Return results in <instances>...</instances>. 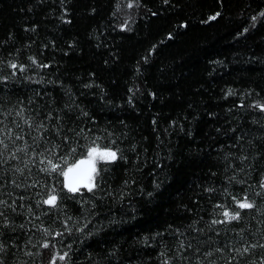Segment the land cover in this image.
Returning a JSON list of instances; mask_svg holds the SVG:
<instances>
[{
    "label": "trees",
    "instance_id": "obj_1",
    "mask_svg": "<svg viewBox=\"0 0 264 264\" xmlns=\"http://www.w3.org/2000/svg\"><path fill=\"white\" fill-rule=\"evenodd\" d=\"M261 12L264 0H0V61L27 65L21 73L0 64V76L16 72L0 81V105L11 111L23 101L25 116L64 109L65 130L81 132V145L118 152L115 161L97 162L92 192H68L59 172L40 171L48 165L39 156L27 167L23 153L0 164L6 179L34 185L0 189V199L11 202L4 194L11 192L23 205L10 219L25 225L0 229L3 264L53 257L55 264H198L229 241L264 244V111L255 106L264 103ZM13 119L28 131L15 114L0 116ZM15 167L23 176H13ZM100 189L109 195L100 199ZM50 190L59 206L37 204ZM245 193L254 208L240 210L239 221L212 224L224 220L217 205L235 210L231 197ZM229 255L236 253L214 252L212 264ZM245 261L264 264V247Z\"/></svg>",
    "mask_w": 264,
    "mask_h": 264
},
{
    "label": "snow or ice",
    "instance_id": "obj_2",
    "mask_svg": "<svg viewBox=\"0 0 264 264\" xmlns=\"http://www.w3.org/2000/svg\"><path fill=\"white\" fill-rule=\"evenodd\" d=\"M164 3H168V0H164ZM131 6V5H129ZM216 15H219L217 13ZM261 17H264V12L260 13ZM215 17H211L214 19ZM253 21L257 19L256 16L251 18ZM247 32L248 29L245 28L243 30ZM171 35V33H169ZM28 59L32 62L33 65H36L38 62L34 56L28 57ZM0 64H7V66L13 70H19L21 73L24 72L27 68V65L24 63H17L14 61H0ZM40 68L47 67L46 64H39ZM16 72L13 71L8 75L0 76V81H8L11 78H15ZM30 79V78H29ZM38 95V93H37ZM18 107L13 108L9 111L7 108H4L0 105V116H4L7 118L10 115L15 114V116L20 117L23 120V124L27 125L28 131L25 132L24 128L18 123L15 119L8 121L6 124L4 120H0V132L3 133V138H0V164H8L12 159H20V153L24 154L25 159V167L29 163L35 164L36 161L33 160V156L41 157L40 163H44L47 161L48 167L41 168L42 172H59L60 175L64 177L63 185L70 193H78L80 191L81 186L86 188L89 192H92L93 189L98 188V184L95 182V175L97 174V162H111L115 161L118 158L117 150H114L109 145L101 146L95 141H91L86 145H81L79 141V137L81 136V132H77L75 128H67L65 130L63 124V117L60 115V112H63L64 109H59L55 116H53L52 111L46 112L43 116H41L40 112H36L34 109L33 115L25 116L24 108L26 107L23 101H18ZM32 100L29 99L28 104H32ZM74 104V102H73ZM73 104H66L64 108L71 109ZM255 106L264 111V103L255 102ZM78 107V106H77ZM82 115H87L81 110ZM37 117H40L37 119ZM47 121V123H45ZM55 121V123H53ZM8 124H11L13 127L9 128ZM19 131H15V130ZM35 131L37 135H31L32 132ZM83 131V130H81ZM90 131V130H89ZM71 133V135H69ZM26 136H31L32 144H28L25 139ZM86 139V137H85ZM8 140L12 147L9 146V143L5 141ZM17 141H23V147L17 145ZM34 146V147H33ZM84 149V152L80 155L79 158H76L75 154L78 149ZM69 155L73 156V159L69 161ZM123 158V157H121ZM241 159H246L245 157H241ZM58 161V162H54ZM15 173H20L23 176L24 169L20 167H15V172L13 176L15 177ZM31 174V170L29 169V175ZM230 179H235V177H231ZM24 180H18V178H12L11 180L6 179L3 175H0V189H7L8 184L10 183L13 189L24 188L27 191L29 188L34 185L28 184ZM243 183L244 181H240ZM127 183V181H125ZM262 190H264V181L258 182ZM103 195L100 199H103V196H108L109 193L103 189H100ZM208 191H214L213 189H208ZM7 195L9 199H0V229H9L10 231H16V228L19 227L23 229L25 225L23 223L19 225H15L14 220L10 219L11 213H17V208H23V205L17 204V199L12 198V193L5 191L4 193ZM122 195V193L120 194ZM151 195V193H149ZM19 200H24V196H19ZM58 194L55 193L54 190H50L41 197L40 201H37V204L43 203L44 205H48L51 207H58ZM234 204L237 206L235 210H230L228 207L224 205H217L223 209L222 215L224 220H213L212 224H223L226 221H239L241 219V211L243 209H252L254 208V203L248 199L247 193L240 198L232 196ZM96 209L95 202L91 203V207L88 210V215L94 214ZM87 219V217H85ZM34 226V225H33ZM43 232L48 235L51 234L50 229L44 227ZM65 231L71 232V229L65 228ZM77 231H81V229H77ZM197 231H203V229H197ZM243 231V230H242ZM56 235H63L62 232H56ZM91 235V233H89ZM0 236H3V231H0ZM259 247H264V244L258 245L257 243H249L248 241H244V243L240 244L239 247H236L231 241L227 242L224 247H216L214 249H210L203 253L204 260L201 261L198 258V264H212L211 257L214 252H220L223 254L225 248L229 249L230 252L234 251L236 253L235 256L229 255L225 264H232V261L235 260L236 264H241V259L245 258V254H250L251 250ZM8 247L2 240H0V252L4 251ZM43 247H49V242L45 241ZM188 248H192V244L189 243ZM195 252H200L199 248L194 249ZM66 253L59 258L61 260L65 259ZM0 264H3V259H0ZM51 264H55V257H53ZM247 264V261H245Z\"/></svg>",
    "mask_w": 264,
    "mask_h": 264
},
{
    "label": "rangeland",
    "instance_id": "obj_3",
    "mask_svg": "<svg viewBox=\"0 0 264 264\" xmlns=\"http://www.w3.org/2000/svg\"><path fill=\"white\" fill-rule=\"evenodd\" d=\"M81 187H83V186H81Z\"/></svg>",
    "mask_w": 264,
    "mask_h": 264
}]
</instances>
